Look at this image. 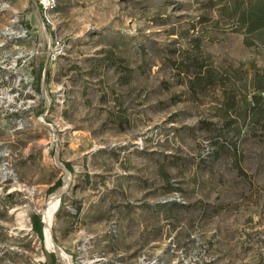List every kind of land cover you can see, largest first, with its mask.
Masks as SVG:
<instances>
[{"label":"rangeland","instance_id":"obj_1","mask_svg":"<svg viewBox=\"0 0 264 264\" xmlns=\"http://www.w3.org/2000/svg\"><path fill=\"white\" fill-rule=\"evenodd\" d=\"M206 1L57 0L48 26L0 0V264H61L41 210L65 170L51 235L71 264H264V134L218 136L215 95L175 65L264 52Z\"/></svg>","mask_w":264,"mask_h":264},{"label":"trees","instance_id":"obj_2","mask_svg":"<svg viewBox=\"0 0 264 264\" xmlns=\"http://www.w3.org/2000/svg\"><path fill=\"white\" fill-rule=\"evenodd\" d=\"M205 6L207 10L213 8L216 18L208 16L206 10L201 15L202 21L235 28L242 33L246 46L264 52V0H207ZM193 46L196 53H192V60L175 63L177 74L184 72L187 76L185 85L193 100L197 101L206 91L215 95L213 113L221 120L216 129L218 136L229 140L239 136L244 127L252 135L258 130L264 134V64L250 62L248 66L242 63L215 66L212 61L197 54L200 53L198 44ZM189 67H192L191 70ZM32 72L37 79L38 71ZM66 166L71 170L69 165ZM59 185L58 181L51 191ZM32 219L33 228L41 235L39 215H34Z\"/></svg>","mask_w":264,"mask_h":264},{"label":"bare ground","instance_id":"obj_3","mask_svg":"<svg viewBox=\"0 0 264 264\" xmlns=\"http://www.w3.org/2000/svg\"><path fill=\"white\" fill-rule=\"evenodd\" d=\"M64 182L53 192H51L45 202L44 207L42 208V218H43V234H44V243L47 249L56 251L61 258V264H71L69 259V254L65 252L57 243L54 242L51 235V226L54 218L55 211L57 210L61 198V194L67 189L70 173L68 170H65Z\"/></svg>","mask_w":264,"mask_h":264},{"label":"built area","instance_id":"obj_4","mask_svg":"<svg viewBox=\"0 0 264 264\" xmlns=\"http://www.w3.org/2000/svg\"><path fill=\"white\" fill-rule=\"evenodd\" d=\"M39 10H40V17L41 22L43 25H53V21L51 19L50 12L56 6L57 0H36ZM50 44V41L48 42ZM51 43H53L54 50L48 51V54L53 57L56 53L60 52L63 49V43L57 38L54 34Z\"/></svg>","mask_w":264,"mask_h":264},{"label":"water","instance_id":"obj_5","mask_svg":"<svg viewBox=\"0 0 264 264\" xmlns=\"http://www.w3.org/2000/svg\"><path fill=\"white\" fill-rule=\"evenodd\" d=\"M53 253L55 254V256H57L58 258H60L59 254H57L56 251H53Z\"/></svg>","mask_w":264,"mask_h":264}]
</instances>
